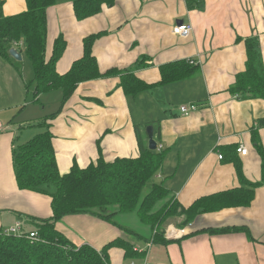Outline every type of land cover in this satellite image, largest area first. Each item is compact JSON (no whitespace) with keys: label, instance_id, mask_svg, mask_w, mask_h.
I'll use <instances>...</instances> for the list:
<instances>
[{"label":"crops","instance_id":"1","mask_svg":"<svg viewBox=\"0 0 264 264\" xmlns=\"http://www.w3.org/2000/svg\"><path fill=\"white\" fill-rule=\"evenodd\" d=\"M73 1L56 0L47 11V55L60 34L67 42L57 71L65 73L82 57L86 36L102 33L93 45L101 71H128L154 86L130 102L120 74L92 79L80 83L60 109V89L37 99L33 93L28 102L29 86L34 92L35 85L34 71L29 84L21 72L20 62L28 58L25 45L16 47L20 60L0 57V233L17 222L29 232L35 229L33 217L52 216L51 196L21 189L14 167L20 140L30 138L33 129L45 131L39 122L56 115L51 131L62 174L75 163L84 168L100 156L107 161L139 156L142 147L149 149L145 128L152 124L158 141L154 151L162 154L155 182H163L169 198L189 207L205 196L260 183L252 202L202 213L178 227L172 217L165 222L167 233L163 231L167 243L153 242L154 229L137 212L132 228L92 214L66 215L56 227L78 246L88 243L100 250L121 237L143 252L126 257L123 248L112 247L111 264H264V98H244L230 90L236 75L246 69L247 38L258 39L264 61V0H203L193 7L188 0H116L81 20ZM26 9V0H3L6 16ZM179 20L192 24L189 37L173 33ZM190 59L198 64L196 72L161 82L162 65ZM187 105L196 108L183 114L181 107ZM134 106L140 107L137 118ZM28 109L30 115L20 119ZM240 145L248 149L246 154L235 151ZM155 182L147 183L142 195ZM169 198L158 201L153 211ZM111 211L114 218L120 214L118 205Z\"/></svg>","mask_w":264,"mask_h":264},{"label":"trees","instance_id":"2","mask_svg":"<svg viewBox=\"0 0 264 264\" xmlns=\"http://www.w3.org/2000/svg\"><path fill=\"white\" fill-rule=\"evenodd\" d=\"M115 1L74 0V14L80 20L85 19L101 12L104 6H113ZM202 1L188 0V5L193 7ZM26 4L25 11L6 16L2 12L3 0H0V57L10 60V49L16 45L15 42L25 45L23 52L31 61L34 71V98L60 89L63 91L60 109H63L80 83L117 74L121 77L120 86L128 95L136 96L153 88L154 84H148L128 71L117 68L101 71L93 45L102 33L86 36L82 57L75 60L65 73L58 72L57 62L67 45L63 34L55 39L52 52L47 55V11L56 4V0H26ZM258 43L255 37L246 39V69L236 75L230 87L232 93L244 98H264V61ZM197 65L184 60L162 65L161 82L186 78L196 72ZM55 116L50 115L39 122L38 125L46 128L45 131L19 145L14 151L19 187L50 195L52 216L47 219L33 217L34 231L40 237L37 241H32L26 235L0 233V264H111L109 250L116 246L125 250L126 257H136L143 252H139L132 242L124 238L118 237L100 250L88 243L78 246L56 227V223L66 215L92 214L120 225L110 209L118 205L119 213L136 211L142 221L150 223L156 230L174 215L184 214L187 224L205 212L224 207L247 206L252 202L255 189L260 184L205 196L189 207L182 206L174 197L169 198V189L163 182H155L151 191L142 195L146 184L160 170L162 160L161 152L144 147L137 157H117L107 161L100 156L87 167L75 163L68 172L62 174L51 131V121ZM237 166L240 168V165ZM167 198L168 202L154 212L156 203ZM153 242L167 243L168 240L164 232L157 230Z\"/></svg>","mask_w":264,"mask_h":264},{"label":"rangeland","instance_id":"3","mask_svg":"<svg viewBox=\"0 0 264 264\" xmlns=\"http://www.w3.org/2000/svg\"><path fill=\"white\" fill-rule=\"evenodd\" d=\"M20 65H21V72H22V74L26 77V79H27V83L29 84L30 83V81L32 80V78H33V67H32V64H31V62H30V60L28 59V58H24V60L22 61V62H20ZM33 88L31 87V86H29V96H28V102L30 103V100L31 99H33ZM52 94H54V93H52ZM54 95H52V97H53ZM47 97H48V95H43V98L44 99H46L47 100ZM136 97V96H135ZM134 96H131V95H129V100H130V102H132L134 99ZM51 103H54V101L53 102H51ZM188 106V105H187ZM190 106V105H189ZM50 107H52V104H48V109H56V108H50ZM54 107V106H53ZM132 107V106H131ZM28 108H31L30 107V105L28 106ZM139 106H134L132 109L134 110V114H135V117H136V115L137 114H139ZM27 115H30V109H28L27 110V112L26 113H24V114H22L21 115V117H20V119H23L22 117L23 116H27ZM146 117V114H144L143 115V119ZM137 118V117H136ZM153 119H154V117H153ZM29 125V124H28ZM149 124H147L146 125V128H145V131H146V133H147V126H148ZM152 125V124H151ZM32 128H34V127H32ZM38 131V129H33L32 130V132L33 133H36ZM41 131H44L43 129L41 130ZM32 132H30V133H28V135L29 136H31V137H34L35 135H37L39 132H37V134H33ZM31 137L30 138H26V137H24L22 140H20L21 141V144L23 143H26L29 139H31ZM157 141V140H156ZM158 142V141H157ZM156 181V176H154L153 178H152V180H150L149 182H148V185H150L151 184V182H155ZM110 209H112V207H110ZM179 217V218H181L180 220L181 221H177V218L176 217ZM138 217V215H137V213H136V211H131V212H129V213H120V214H117V216H115V220L116 221H118V222H120L121 220H122V222H124V224L127 226V227H129V228H132L134 225H135V219ZM172 217H175V219L173 220V222H175V225L178 227V224H180V226H182L183 224H186V218H185V215L184 214H178V215H174V216H171V217H169V218H167L166 219V221L168 220V219H170V218H172ZM179 218H178V220H179ZM166 221H164L163 223H162V225L158 228V229H156V230H154V232L156 233L157 232V230L158 231H164L165 230V232L167 233V230H166V228L168 227V224H166L165 222ZM143 222H145V221H143ZM141 224V223H140ZM148 224H150V223H148ZM151 225V224H150ZM141 226V225H140ZM151 227H152V225H151ZM145 228V227H144ZM143 228V229H144ZM153 228V227H152ZM134 229V228H133ZM172 230L171 231H173V228H171ZM136 231V230H135ZM144 232V231H143ZM143 235H144V233H142ZM150 235V234H149ZM143 240H144V238H143ZM136 241H138V239H136ZM140 242H142V241H139V243H138V245H142V243H140ZM145 245H148V243H146L145 242Z\"/></svg>","mask_w":264,"mask_h":264},{"label":"built area","instance_id":"4","mask_svg":"<svg viewBox=\"0 0 264 264\" xmlns=\"http://www.w3.org/2000/svg\"><path fill=\"white\" fill-rule=\"evenodd\" d=\"M193 31V26L191 23L189 22H185L182 21V23H178L173 27V33L176 34L177 36L183 37V38H187L192 34ZM16 45H13L15 48L16 47H20L22 45V43L18 44L17 42H15ZM189 62L191 64H196L197 62L193 59H190ZM196 106L195 105H191V106H182L181 107V112L183 114H188L190 111L195 110ZM3 128V125L0 121V130ZM237 152L241 153V154H246L248 152V149L244 146V145H240L237 148ZM223 155H219V157L221 158ZM5 234H16L18 236H24L26 235L27 238L31 239L32 241H37L40 239L38 233L36 231H29V232H25L23 230V224L22 222H17L14 226L10 227ZM144 264H150L148 261H145Z\"/></svg>","mask_w":264,"mask_h":264},{"label":"water","instance_id":"5","mask_svg":"<svg viewBox=\"0 0 264 264\" xmlns=\"http://www.w3.org/2000/svg\"><path fill=\"white\" fill-rule=\"evenodd\" d=\"M178 23H182V20H179ZM10 54L11 56H13L16 59H22V56L20 54V52H18V50L16 48H11L10 49ZM147 134H148V139H149V149L151 150H156L158 147V143L156 141V139L154 138V127L153 125H148L147 126Z\"/></svg>","mask_w":264,"mask_h":264}]
</instances>
